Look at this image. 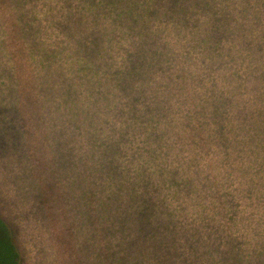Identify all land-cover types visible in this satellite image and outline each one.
I'll use <instances>...</instances> for the list:
<instances>
[{
  "label": "trees",
  "instance_id": "16d2710c",
  "mask_svg": "<svg viewBox=\"0 0 264 264\" xmlns=\"http://www.w3.org/2000/svg\"><path fill=\"white\" fill-rule=\"evenodd\" d=\"M74 6L83 12L76 29L62 16ZM102 21H108L106 30L97 28ZM253 24L258 34L264 26V0H76L73 4L66 0H0V37L11 36V44L17 46L14 53L27 46L33 71L39 69L48 81L57 83L60 96L66 89L64 83L74 86L77 117L90 120L89 127L81 124L74 130L75 150L85 161L80 171L88 172L91 179H109L106 171L112 160L136 165L143 172L137 175L139 179H227L229 171L221 165L222 154L223 160L240 155L245 161L234 172L241 178L258 179L249 163L252 155L257 156L254 161L264 156V137L251 131L258 125L244 127L238 119L235 123L232 115L237 101L231 104L227 97H219L221 102L214 109L210 80L198 84L195 94L208 93L203 101L214 126L225 128L220 134L226 142L180 132L166 136L158 131L168 127L161 108H173L175 102L155 100L152 87L140 86L143 82L186 85L190 74L208 69L203 59L215 58V45L216 59L226 63L213 73L237 72L236 78L228 80L227 89H233L238 80L261 79V50L254 61L248 48H237L234 53L232 49L234 37L242 40L236 30ZM80 31L83 38L78 42L83 48L76 40ZM217 36L225 40L211 44L203 39ZM100 37L107 40L104 45ZM204 43L211 48L204 49ZM74 45L86 53V60H76L69 53ZM145 53L152 54L154 61ZM178 54H182L186 72L164 71L168 59ZM131 55L137 57L135 61L129 60ZM155 57L162 60V67ZM91 66L98 75L109 70L102 83H87ZM182 115L180 109L174 117ZM210 151L219 153L220 160L202 166L201 153ZM130 172L125 175L121 171L122 178L135 179ZM223 190L227 197L222 207L209 198L201 200L203 196L169 197L151 213L96 214L107 216L94 232L91 264H264V212L242 208L235 195ZM0 264H21L13 230L1 216Z\"/></svg>",
  "mask_w": 264,
  "mask_h": 264
},
{
  "label": "rangeland",
  "instance_id": "374dc122",
  "mask_svg": "<svg viewBox=\"0 0 264 264\" xmlns=\"http://www.w3.org/2000/svg\"><path fill=\"white\" fill-rule=\"evenodd\" d=\"M75 1L66 0V3L73 4ZM62 16L76 29L82 21L83 12L74 6ZM107 24L108 21H102L97 28L106 30ZM236 31L242 40L234 37L233 53L238 51L237 48H248L255 61L260 49L264 60V26L258 34L254 24L239 27ZM77 33L79 44L83 33ZM100 38L104 45L107 40ZM203 39L215 44L225 40V37ZM230 40L233 42L232 38ZM11 42L9 35L0 37V216L13 230L21 264H91V247L96 238L94 232L97 227L101 228L107 216L96 217V214L151 213L164 198L200 199L203 196L201 200L209 198L221 206L227 197L223 190L226 189L227 193L236 196L242 208L250 212H264V201L259 200L264 199L263 154L258 161H254L257 156L252 155V162L249 163L255 167L258 179H249V175L246 178L238 176L233 169L245 160L240 155L223 160V154L221 165L229 171L227 179H208L204 176L202 179H139L137 175L142 176L143 172L136 165H125L119 160H112L114 166H108L106 172L109 179H91L88 172L83 174L80 166L85 161L80 160L76 153L74 130H78L81 124L89 127L90 120L77 117L72 99L74 86L69 81L64 83L66 89L60 96L57 83L48 81L39 69L33 71L26 54L28 47L24 46L14 53L17 46ZM80 46L74 45L69 53L76 60H86V53ZM210 48V44L204 43V49ZM212 51L215 54L212 61L203 59L208 69L190 74L186 77V85H152L147 82L140 85L152 87L151 97L155 100L175 102L173 108H161L168 127L158 131L166 136H173L174 132L189 133L199 139L205 135L208 140L225 143L221 135L226 132L225 128L214 126L203 101L208 93L195 94L199 91L198 84L206 85L210 80L214 109L216 103L221 102L219 97H227L231 104L237 101L232 115L234 121L238 119L244 127L258 125L259 128L251 131L264 137V73L257 72L261 73V79L238 80L233 89H227L228 80L236 78L237 72L213 73L214 68H225L226 62L222 58L216 59L218 45ZM13 53L17 56L16 60ZM145 54L153 60L152 54ZM136 58L131 55L129 60L135 61ZM168 60L164 71L186 72L182 54ZM257 62L260 63V57ZM156 63L163 65L160 58H156ZM90 70L92 72L86 76L87 83H102L109 75V70H103L99 75L94 73L92 66ZM180 109L183 115L177 119L174 114ZM219 115L222 123L223 108L219 109ZM173 123L175 126L172 127ZM156 134L159 135L158 132ZM219 155L212 151L201 153L200 163L206 166L219 161ZM121 171L125 175L131 171L136 178L123 179ZM141 200L148 201V205Z\"/></svg>",
  "mask_w": 264,
  "mask_h": 264
}]
</instances>
